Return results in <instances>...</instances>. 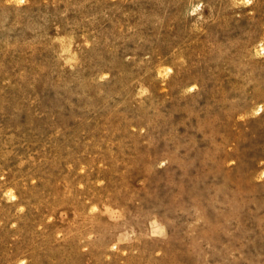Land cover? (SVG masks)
I'll return each mask as SVG.
<instances>
[{
	"label": "rangeland",
	"instance_id": "374dc122",
	"mask_svg": "<svg viewBox=\"0 0 264 264\" xmlns=\"http://www.w3.org/2000/svg\"><path fill=\"white\" fill-rule=\"evenodd\" d=\"M264 0H0V264H264Z\"/></svg>",
	"mask_w": 264,
	"mask_h": 264
},
{
	"label": "bare ground",
	"instance_id": "6f19581e",
	"mask_svg": "<svg viewBox=\"0 0 264 264\" xmlns=\"http://www.w3.org/2000/svg\"><path fill=\"white\" fill-rule=\"evenodd\" d=\"M264 49V48H263Z\"/></svg>",
	"mask_w": 264,
	"mask_h": 264
}]
</instances>
